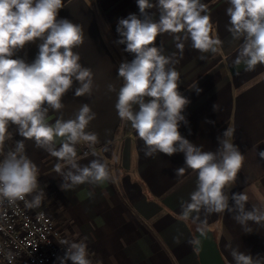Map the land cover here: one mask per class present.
I'll use <instances>...</instances> for the list:
<instances>
[{
	"label": "crops",
	"instance_id": "crops-1",
	"mask_svg": "<svg viewBox=\"0 0 264 264\" xmlns=\"http://www.w3.org/2000/svg\"><path fill=\"white\" fill-rule=\"evenodd\" d=\"M202 2L211 18L210 36L222 41L216 53L193 49L190 40L182 39L183 33H164L155 42L175 61L178 91L190 101L182 112L187 124L181 122L178 130L194 145L215 151L219 146L217 137L231 128L232 142L244 155V162L236 180L226 189L229 206H234L232 194L244 192L248 197L246 210L264 209V65L246 71L244 64H234L242 40L233 39L227 31L228 0ZM147 12L158 21L156 8ZM129 14L143 19L137 0H63L57 17L83 27L84 42L73 51L79 54L81 65L92 70L94 79L91 96L76 97L79 85L74 82L62 98L64 107L59 111L49 109V122L60 117L72 119L82 104H89L96 118L86 131L98 135L96 155L80 142L76 145L78 162L85 165L91 159L102 160L109 167L111 179L100 185L85 183L62 191L63 176L56 171V165L64 162L37 147L34 140H24L15 125L8 128L4 151L24 141L25 153L36 164L38 183L45 192L41 208L68 241H85L93 264H201L196 246L190 243L199 234L196 225L179 219L181 201L189 200L195 190L197 173L186 169L183 176H176V169L186 167L183 153L145 157L144 142L130 122L123 133L124 121L115 109L123 84L118 67L134 59V54L125 51L126 45L116 43L121 39L116 31L118 21ZM176 36L181 40L177 41ZM41 42L38 39L26 44L12 58L32 63ZM177 43L184 44L182 52ZM109 84L115 91L108 90ZM84 147L89 154L82 155ZM66 171L68 167L64 165L62 172ZM233 215L225 211L207 216L206 231L211 233L223 263L234 264L230 255L234 248L254 258H264V221H249L248 233Z\"/></svg>",
	"mask_w": 264,
	"mask_h": 264
},
{
	"label": "clouds",
	"instance_id": "clouds-1",
	"mask_svg": "<svg viewBox=\"0 0 264 264\" xmlns=\"http://www.w3.org/2000/svg\"><path fill=\"white\" fill-rule=\"evenodd\" d=\"M228 5L227 31L233 39L242 40L234 64H244L246 71H252L258 64L264 65V0H228ZM62 6L63 0H0V204L24 201L31 209L39 207L45 197L38 183L39 170L26 155L24 141L4 151L10 125L17 126L24 140H34L37 147L68 167L62 172L64 165H56L63 176L62 191L111 179L109 167L102 160L91 159L85 165L78 162L76 145L80 142L96 155L98 135L86 131L96 118L89 104H82L72 119L60 117L49 122V109L59 111L64 107L62 98L74 82L79 85L76 97L91 96L93 90L92 70L82 66L79 54L73 51L84 42L83 27L68 19H57ZM137 6L143 19L129 14L118 21L116 29L121 37L116 43L126 45L125 51L134 54L131 62L125 60L117 70L123 80L115 103L117 114L122 121L130 122L144 142L145 157L183 153L186 167L176 169V176H183L186 169L197 173L195 190L189 200L181 201L180 220H190L204 236L207 216L228 211L235 213L233 219L250 233L248 222L264 221V209L246 210L248 197L244 192L232 194L234 206H229L226 189L236 180L244 162V155L232 142L233 130L227 128L217 137L219 146L215 151H205L181 136L179 126L181 122L187 124L182 112L190 101L178 91L179 73L172 56L155 46L161 34L183 33L182 39L190 40L193 49L216 53L222 41L210 36L207 5L202 0H137ZM153 8L159 12L158 21L147 12ZM175 38L181 40L180 36ZM38 39L42 42L32 63L12 58L17 50ZM176 46L183 51V43ZM108 90L115 88L109 84ZM200 91L197 88L196 92ZM213 110H217V104ZM261 155L264 157V153ZM29 196L31 199H26ZM60 243L66 246L60 264H93L84 240ZM190 243L199 246L200 241L193 239ZM8 255L12 259V254ZM230 255L234 264H264V258H254L238 248Z\"/></svg>",
	"mask_w": 264,
	"mask_h": 264
},
{
	"label": "built area",
	"instance_id": "built-area-1",
	"mask_svg": "<svg viewBox=\"0 0 264 264\" xmlns=\"http://www.w3.org/2000/svg\"><path fill=\"white\" fill-rule=\"evenodd\" d=\"M89 153L84 147L82 155ZM62 240L66 236L41 206L30 209L24 201L0 204V264H60L66 247Z\"/></svg>",
	"mask_w": 264,
	"mask_h": 264
},
{
	"label": "water",
	"instance_id": "water-1",
	"mask_svg": "<svg viewBox=\"0 0 264 264\" xmlns=\"http://www.w3.org/2000/svg\"><path fill=\"white\" fill-rule=\"evenodd\" d=\"M196 239L200 241L196 249L199 253L201 264H224L210 232L206 231L204 236L199 233L196 235Z\"/></svg>",
	"mask_w": 264,
	"mask_h": 264
},
{
	"label": "trees",
	"instance_id": "trees-1",
	"mask_svg": "<svg viewBox=\"0 0 264 264\" xmlns=\"http://www.w3.org/2000/svg\"><path fill=\"white\" fill-rule=\"evenodd\" d=\"M127 126H128V122L124 121L123 122V133L127 132V130H128Z\"/></svg>",
	"mask_w": 264,
	"mask_h": 264
},
{
	"label": "rangeland",
	"instance_id": "rangeland-1",
	"mask_svg": "<svg viewBox=\"0 0 264 264\" xmlns=\"http://www.w3.org/2000/svg\"><path fill=\"white\" fill-rule=\"evenodd\" d=\"M59 230H60V228H59ZM61 231V230H60ZM62 232V231H61ZM63 233V232H62Z\"/></svg>",
	"mask_w": 264,
	"mask_h": 264
}]
</instances>
